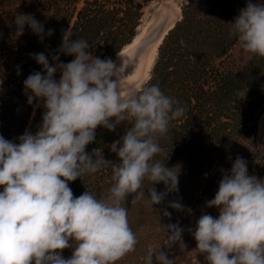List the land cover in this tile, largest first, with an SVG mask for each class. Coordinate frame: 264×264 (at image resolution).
Listing matches in <instances>:
<instances>
[{"label": "clouds", "instance_id": "obj_1", "mask_svg": "<svg viewBox=\"0 0 264 264\" xmlns=\"http://www.w3.org/2000/svg\"><path fill=\"white\" fill-rule=\"evenodd\" d=\"M14 23L18 37L25 25L41 41L54 33L45 32L31 14L17 13ZM231 24L239 47L264 57V2L247 0ZM91 47L85 39H73L69 28L49 53L51 60L43 52L29 53L42 71L24 80V92L29 105L43 109L42 120L35 133L26 130L18 142L0 135V264H116L138 242L124 202L144 198L145 180L152 209L179 191V167L154 158L162 152L159 140L185 108L158 84L121 95V67L94 56ZM61 55L73 59L64 63ZM124 121L131 127L111 147L119 163L106 160L97 148L86 151L96 142L98 127L115 131ZM101 167L111 168L109 195L97 198L86 190L76 197L70 182ZM220 171L218 190L205 202L218 216L202 211L187 231L206 264H264V179L250 175L240 156L230 170ZM157 184L164 191L158 192ZM167 208L192 214L179 199L162 210L171 218ZM165 228L168 243L163 245L170 249L182 241L185 229L179 223ZM65 249L72 250L69 258L62 254ZM145 264L174 261L161 245L147 252Z\"/></svg>", "mask_w": 264, "mask_h": 264}, {"label": "trees", "instance_id": "obj_2", "mask_svg": "<svg viewBox=\"0 0 264 264\" xmlns=\"http://www.w3.org/2000/svg\"><path fill=\"white\" fill-rule=\"evenodd\" d=\"M150 1L0 0V135L18 142L17 137L26 130L35 133L41 123L43 109L29 105L24 92V80L42 71L29 53L49 55L59 48L63 31L70 28L73 39H85L91 44L93 54L113 60L136 36L143 8ZM246 3L247 0H184L180 18L158 45L149 77L142 85L158 84L185 108L184 116L172 121L167 136L159 140L162 152L154 158L166 167H179V191L170 193L163 204L153 205L152 209L147 195L150 184L145 180L141 189L144 198L136 204L130 203L131 197L124 202L138 242L135 251L116 264H145L147 252L161 245L174 264L206 263L187 229L195 226L202 211L218 216V210L206 208L204 202L214 198L220 170H230L240 156L247 161L250 175L264 179V146L256 140L259 118L264 112V57L252 54L247 63L236 65L229 56L236 43L230 35L231 22ZM17 13L33 15L44 25L45 32L53 29V35L41 41L25 25L24 34L18 37L14 23ZM60 59L67 63L73 57L61 55ZM129 127L128 121L115 131L98 127L96 142L89 144L86 151L91 153L97 148L106 160L119 163L111 151L112 143ZM112 184L111 168L101 167L96 173L70 182L69 187L76 197L87 190L103 198L109 195ZM155 187L158 192L164 191L163 184ZM175 199L191 208L192 214L167 208L171 218L163 216L162 210ZM170 223H179L185 231L182 241L169 249L163 244L168 243L165 227ZM62 254L69 258L72 250L65 249Z\"/></svg>", "mask_w": 264, "mask_h": 264}, {"label": "bare ground", "instance_id": "obj_3", "mask_svg": "<svg viewBox=\"0 0 264 264\" xmlns=\"http://www.w3.org/2000/svg\"><path fill=\"white\" fill-rule=\"evenodd\" d=\"M165 13H167L166 16ZM173 18V15L170 16L169 12H162L146 33L141 29V32H137L132 42L124 46L117 54L119 58H117L118 60L114 63L118 67H121L120 88H139L142 83L146 81L149 77V70L153 64L158 45L165 33L174 25L171 26ZM154 34H156V36L152 38ZM142 35H144V37L133 49L132 54L128 58H124L126 56L122 54L129 52L133 48L132 45L137 43Z\"/></svg>", "mask_w": 264, "mask_h": 264}, {"label": "rangeland", "instance_id": "obj_4", "mask_svg": "<svg viewBox=\"0 0 264 264\" xmlns=\"http://www.w3.org/2000/svg\"><path fill=\"white\" fill-rule=\"evenodd\" d=\"M183 2H184V0H152V1H150L143 8L144 14L142 16L141 23L138 26L137 32L139 33V31L141 29H143V32L146 33L148 31V29H150V27L156 22L159 15L162 12H166V11L170 13V16L173 15V17H174L172 24H171V26H172L180 18V11H181L180 8H181V5ZM145 33H144V35H145ZM144 35L141 36L140 40L137 43L132 45L133 48L129 52L122 54V55L126 56L124 58H128L132 54L133 49L138 45L139 42H141ZM93 55L99 57L98 55H95V54H93ZM118 56L115 55L112 61L116 62L118 60L117 58H119ZM229 56L236 65H243V64L247 63V61L250 59L252 54L243 51L239 47V45L237 44V41H236L235 45L232 47V49L229 52ZM155 57H156V55H155ZM153 62H154V60H153ZM150 70H151V68H150ZM150 70H149V73H150ZM120 89H121V95H124L128 92L129 89H133V88L128 87V88H120ZM256 140H257V143L259 146H264V112H262V114L260 115V118H259V122H258V126H257ZM205 202H204V204H205ZM199 264H206V263L200 262Z\"/></svg>", "mask_w": 264, "mask_h": 264}, {"label": "water", "instance_id": "obj_5", "mask_svg": "<svg viewBox=\"0 0 264 264\" xmlns=\"http://www.w3.org/2000/svg\"><path fill=\"white\" fill-rule=\"evenodd\" d=\"M166 15H167V13H165V16H166ZM165 16H164V17H165ZM172 27H173V26H172ZM172 27H171V28H172ZM166 33H167V32H166ZM166 33H165V34H166ZM155 36H156V34H154L152 38H154ZM163 37H164V36H163ZM162 39H163V38H162ZM161 41H162V40H161ZM160 43H161V42H160Z\"/></svg>", "mask_w": 264, "mask_h": 264}]
</instances>
